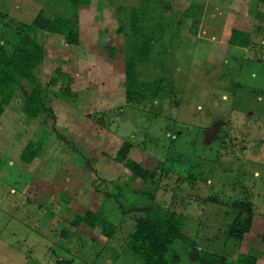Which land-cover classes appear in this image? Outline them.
Returning a JSON list of instances; mask_svg holds the SVG:
<instances>
[{
  "label": "rangeland",
  "instance_id": "obj_1",
  "mask_svg": "<svg viewBox=\"0 0 264 264\" xmlns=\"http://www.w3.org/2000/svg\"><path fill=\"white\" fill-rule=\"evenodd\" d=\"M51 1L0 0V58L24 34L47 51L35 65L43 111L23 112L35 85L23 79L0 116V264H148L131 239L138 218L158 207L183 215L198 249L226 264H247L240 253L264 264V16L257 0H92L77 8ZM61 3L73 20L71 41L33 23L44 8L60 12ZM119 19L134 74L159 79L156 93L128 94L124 71L99 52ZM244 29L248 47L228 42ZM40 131L48 132L46 144L26 163L21 151ZM124 141L136 145L147 179L115 159ZM246 204L252 225L238 240L229 226L247 216ZM88 208L114 226L110 236L100 225L74 222ZM179 252L172 264H197L193 250Z\"/></svg>",
  "mask_w": 264,
  "mask_h": 264
},
{
  "label": "trees",
  "instance_id": "obj_2",
  "mask_svg": "<svg viewBox=\"0 0 264 264\" xmlns=\"http://www.w3.org/2000/svg\"><path fill=\"white\" fill-rule=\"evenodd\" d=\"M91 1L92 0H67V4H71L77 8L88 6L91 4ZM259 1L264 3V0ZM60 6V12H51L50 7H48L49 9L47 8V10L44 8V10H41L35 17L33 23L36 27L45 31L64 34L67 40L71 41L72 37L75 36L76 38L73 20L65 13L67 10L64 4L62 6L61 3ZM60 6L54 5V7L57 8H60ZM122 7L121 5L116 6L115 9L118 14L121 12ZM132 14L136 16V12L133 11L131 16ZM74 16L76 20V15ZM120 21H122V19L118 20L116 32L109 36L110 39L108 42H100L99 52L104 55L108 61L113 63L115 67L121 68L122 71H124L125 79L128 82V94H134L136 90H139V95L141 97H146L147 90L156 93L160 86L159 79L154 82L140 81L134 74L135 62L132 57L126 54V48L122 45L120 40V38L125 36V24ZM235 33L238 34L230 37L228 42L237 46L248 47L250 44V32L244 29L240 32L236 30L234 31V34ZM120 35H122V37ZM147 43H149V40ZM46 55L47 51L42 45L33 40L28 34H24L14 50L10 54L3 55V58H0V63H2L0 69V116L10 104L23 79H27L35 84L31 93L23 102V112L29 116H37L43 111L44 102L42 86L35 73V65ZM117 57H119V60ZM120 62H122V65L119 64ZM47 137V131H40L38 134H35V137H31L21 151V159L26 163H31L35 160L41 154L42 148L46 144ZM136 149V145L132 142L124 141L119 147L115 159L134 175L145 180L149 177L150 171L133 156ZM117 180L120 188L122 176L119 175ZM120 194L123 195L125 192L122 191L118 194L117 197L121 200L122 197ZM131 196L132 195H130V197ZM244 207L247 209V216L243 219L238 218L234 220L230 224L228 231L231 237L238 240L243 237L245 232L250 230L253 220V212L250 205L246 204ZM81 221L92 227L100 225L102 231L108 236H110L114 230V226L111 223L90 208L84 213L74 216L75 223ZM183 226L184 217L181 213L158 207L152 214L138 218L136 230L131 239V247L134 251L139 253L148 264H172L179 262L182 258L179 248H184V246L198 253L196 258L197 264H201L203 261H208V264H213L215 261H220L223 264L227 263L224 256L198 249L195 240L185 234ZM237 260L240 263H256L255 256L245 253H240Z\"/></svg>",
  "mask_w": 264,
  "mask_h": 264
},
{
  "label": "crops",
  "instance_id": "obj_3",
  "mask_svg": "<svg viewBox=\"0 0 264 264\" xmlns=\"http://www.w3.org/2000/svg\"><path fill=\"white\" fill-rule=\"evenodd\" d=\"M240 3V2H239ZM239 8V6H238ZM237 8V9H238ZM256 10L259 11V13H262V16H264V3L257 0V3H256ZM236 26V25H235Z\"/></svg>",
  "mask_w": 264,
  "mask_h": 264
},
{
  "label": "water",
  "instance_id": "obj_4",
  "mask_svg": "<svg viewBox=\"0 0 264 264\" xmlns=\"http://www.w3.org/2000/svg\"><path fill=\"white\" fill-rule=\"evenodd\" d=\"M197 256H198V253L196 252V251H193L192 253H191V258H197ZM203 264H208V261H203ZM213 264H222V262H220V261H215Z\"/></svg>",
  "mask_w": 264,
  "mask_h": 264
}]
</instances>
